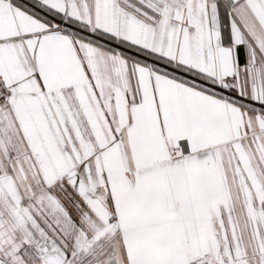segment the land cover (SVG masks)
I'll return each mask as SVG.
<instances>
[{"label":"snow or ice","instance_id":"6c2138e0","mask_svg":"<svg viewBox=\"0 0 264 264\" xmlns=\"http://www.w3.org/2000/svg\"><path fill=\"white\" fill-rule=\"evenodd\" d=\"M0 264H264V0H0Z\"/></svg>","mask_w":264,"mask_h":264}]
</instances>
